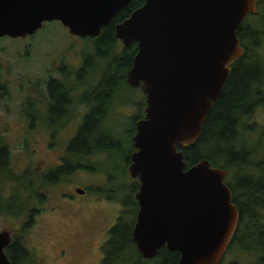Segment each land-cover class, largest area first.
I'll return each instance as SVG.
<instances>
[{
    "label": "water",
    "instance_id": "95a60500",
    "mask_svg": "<svg viewBox=\"0 0 264 264\" xmlns=\"http://www.w3.org/2000/svg\"><path fill=\"white\" fill-rule=\"evenodd\" d=\"M131 0H0V38H26L58 21L70 36L100 37ZM257 0H144L114 25L123 45L136 42L126 83L145 95V116L132 138L129 175L138 210L132 230L145 258L165 246L177 264H221L239 223L224 180L206 160L187 166L183 151L197 139L219 98L230 65L244 53L237 37ZM0 231V264H12Z\"/></svg>",
    "mask_w": 264,
    "mask_h": 264
},
{
    "label": "trees",
    "instance_id": "16d2710c",
    "mask_svg": "<svg viewBox=\"0 0 264 264\" xmlns=\"http://www.w3.org/2000/svg\"><path fill=\"white\" fill-rule=\"evenodd\" d=\"M143 1L131 0L122 8L111 22L102 28L101 37L90 38L95 42L93 46L96 55L86 54L88 51L85 48L81 52V58L87 63H90L88 58H95L96 65H100L107 58L106 50H110L113 61L114 48L119 44L113 27L127 18ZM256 10V13L248 14L237 29V37L244 53L230 65L220 96L206 115L197 139L190 146H178V149L183 151L187 166L206 160L211 166L227 171L224 182L231 191L232 201L240 215L228 249L234 247L248 253L251 257L248 264H264V124L259 125L252 119L256 110H264V54L259 52L264 43V0L257 1ZM135 52L136 42L121 47L122 86L127 85L124 81L125 71L131 66ZM95 70L96 68L90 66L86 76L90 79L95 77ZM6 88V82L0 81V98L5 94ZM258 153H262V156ZM9 165L10 151L7 142L0 135V194L7 190V186L14 185L12 190H8L10 194L7 198L3 197L4 202L0 195V210L15 217L26 214L29 219L35 214V195L22 197V184H19L22 180L25 181L29 171L26 169L23 175L16 176ZM135 183L138 190V179ZM34 184V178L29 177L28 185L23 191H31ZM133 207L130 212V209L124 206L115 224L108 229L99 264H177L179 251L167 249L165 246L150 258L141 255L132 238L138 206L134 204ZM5 251L12 264H25L29 256L25 248L5 247ZM228 264L239 263L237 259H233Z\"/></svg>",
    "mask_w": 264,
    "mask_h": 264
},
{
    "label": "rangeland",
    "instance_id": "374dc122",
    "mask_svg": "<svg viewBox=\"0 0 264 264\" xmlns=\"http://www.w3.org/2000/svg\"><path fill=\"white\" fill-rule=\"evenodd\" d=\"M94 43L90 37L70 36L58 21L44 22L40 29L23 39H0V81H5L8 88V95L0 99V135L10 151V170L16 176L23 175L26 169L29 171L30 175L19 183L22 184V197L35 195L40 189L37 180L39 161L43 159L47 164L52 160L51 152L44 149L46 141L40 134L42 131L38 127H30L22 115L26 96L33 95L26 93L31 92L39 80H45L48 72L58 76L53 70L60 62L76 65L82 59L81 52L85 48L88 51L86 54H95ZM259 52L264 54V43ZM134 93L140 95L138 90ZM252 119L263 125L264 110H256ZM60 133L61 139L68 137V128ZM116 173V182H122L124 173ZM87 176L78 175L76 178L95 185L105 182L100 175L91 173ZM29 177L34 178L35 184L31 191L25 192L23 188L28 185ZM125 181L129 182V179ZM13 187L7 186V190L0 194L2 202L10 194L8 190ZM61 191L70 192L72 186L57 185L50 188L48 202L42 206L46 212L40 216L35 213L27 219L26 214L15 217L0 210V231L24 236V245L29 253L25 264H99L103 256L99 247L103 245L108 229L116 220L118 205L93 198V201L82 198L68 201L60 198ZM37 206L34 204V207ZM30 220V224L24 225ZM247 254L234 247L227 249L221 264H228L233 259H237L239 264H248L251 257Z\"/></svg>",
    "mask_w": 264,
    "mask_h": 264
},
{
    "label": "flooded vegetation",
    "instance_id": "af4514ba",
    "mask_svg": "<svg viewBox=\"0 0 264 264\" xmlns=\"http://www.w3.org/2000/svg\"><path fill=\"white\" fill-rule=\"evenodd\" d=\"M118 43L113 61L111 51L106 50L107 58L101 65H96L95 59L87 63L83 58L76 65L60 62L53 70L58 76L48 72L45 80H39L33 90L26 93L33 95L26 96L24 108L27 110L21 109L22 115L29 125L42 131L40 134L46 141L44 149L53 153H49L52 160L47 164L43 159L39 161L37 180L42 190L35 193L34 204L38 205L34 207L35 215L46 212L42 206L48 202V190L57 185L72 186L70 192L61 191L60 198L64 200L82 198L113 202L119 207L118 214L124 206L130 212L134 204L138 206L134 196L137 178L129 175L128 168L136 150L132 142L135 125L144 118L146 103L141 87L126 83V72L131 66L125 71L127 85H121L120 51L123 43L121 40ZM88 65L97 72L91 79L86 76ZM137 90L139 96L134 93ZM5 91L0 99L8 95V88ZM66 128L68 137L61 139L60 132ZM118 171L124 173V180L120 183L116 182ZM91 173L100 175L105 182L95 185L76 178ZM126 178L129 182L125 181ZM30 223L31 220L24 225ZM9 234L10 241L5 247L27 249L22 234Z\"/></svg>",
    "mask_w": 264,
    "mask_h": 264
}]
</instances>
